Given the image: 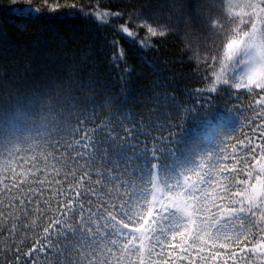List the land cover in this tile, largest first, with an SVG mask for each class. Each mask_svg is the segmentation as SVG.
<instances>
[{
  "label": "snow or ice",
  "instance_id": "snow-or-ice-1",
  "mask_svg": "<svg viewBox=\"0 0 264 264\" xmlns=\"http://www.w3.org/2000/svg\"><path fill=\"white\" fill-rule=\"evenodd\" d=\"M107 2L8 7L112 27L129 45L111 42L114 64L155 67L154 40L194 37L204 87L187 103L163 77L134 107L131 93L77 97L90 82H69L0 112L3 264H264V0Z\"/></svg>",
  "mask_w": 264,
  "mask_h": 264
},
{
  "label": "trees",
  "instance_id": "trees-1",
  "mask_svg": "<svg viewBox=\"0 0 264 264\" xmlns=\"http://www.w3.org/2000/svg\"><path fill=\"white\" fill-rule=\"evenodd\" d=\"M44 0H31L32 5H43ZM71 3L72 0H48L49 8L56 4ZM95 0H76V3L88 4ZM143 0H108L101 7L112 10L125 9L129 5L138 6ZM11 0H0V112L10 110L24 101L44 95L48 89L60 86L63 90L75 89L77 83L88 86L70 94L77 97L102 99L119 94L131 93V103H136L154 88L155 82L167 77L175 88L168 87V92H176L183 102L195 103L187 96V90L204 87L195 62H190L192 52L186 51L189 40L183 33L168 36L164 40H154L158 51L148 55L155 62V67L144 62L139 56L130 55L127 65L113 63L116 51L111 42L119 39L121 45L128 48L125 37H117L110 26H100L93 19L85 18L61 7L55 11H45L39 19L13 12L8 7ZM123 20L114 23H123ZM143 35V32H141ZM193 47H195L193 45ZM134 66L130 77L123 68ZM218 102L224 98L212 97ZM247 99V98H246ZM235 104L236 101H228ZM104 112L100 117L107 116ZM91 126V125H90ZM186 128H197L194 117L185 124ZM245 132L248 129H244ZM239 136V133L237 134ZM41 235L25 241L22 251L41 240ZM2 251V245H0ZM42 258V257H41ZM0 264L3 257L0 254Z\"/></svg>",
  "mask_w": 264,
  "mask_h": 264
}]
</instances>
